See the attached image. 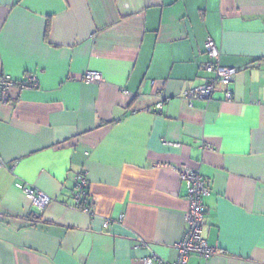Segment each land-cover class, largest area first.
Instances as JSON below:
<instances>
[{"label":"crops","instance_id":"1","mask_svg":"<svg viewBox=\"0 0 264 264\" xmlns=\"http://www.w3.org/2000/svg\"><path fill=\"white\" fill-rule=\"evenodd\" d=\"M208 38L238 69L234 97L190 103ZM27 73L38 88L0 89V264L173 263L182 167L206 179L218 247L187 264H264V0H0V78ZM81 173L93 214L76 207ZM20 181L53 198L42 212Z\"/></svg>","mask_w":264,"mask_h":264},{"label":"built area","instance_id":"2","mask_svg":"<svg viewBox=\"0 0 264 264\" xmlns=\"http://www.w3.org/2000/svg\"><path fill=\"white\" fill-rule=\"evenodd\" d=\"M206 54L209 58L201 65V69L210 73V78L185 92V98L191 103L198 98L210 100L216 90L220 87L224 88V98L232 101L234 94L230 84L234 80L238 69L235 67L225 66L221 64V50L212 38H208L205 44ZM83 79L89 82H100L103 75L100 71L89 70L83 74ZM39 82L36 75L27 73L23 79L17 80L8 76L0 78V89L4 98H8L13 90L34 89L38 88ZM165 96H163V99ZM164 101L157 103L158 110L163 109ZM210 148V146H205ZM180 176L185 180L188 189L189 207L185 212V220L188 224L182 239L176 244L178 257L173 263H168L154 256H147L143 259L144 264H187L191 254H200L205 258H210L218 252V247L210 244L203 235V225L206 215V207L204 197L210 193V189L206 183V179L198 168L182 167L179 170ZM19 188L25 196L31 201L32 205L42 212L46 206L52 201V197L37 187L24 182H18ZM89 183L84 173L78 174L76 177V207L82 212L93 214L92 203L88 198ZM123 215L120 216V220ZM110 221L104 223L107 228Z\"/></svg>","mask_w":264,"mask_h":264},{"label":"trees","instance_id":"3","mask_svg":"<svg viewBox=\"0 0 264 264\" xmlns=\"http://www.w3.org/2000/svg\"><path fill=\"white\" fill-rule=\"evenodd\" d=\"M207 60H209V58L207 59ZM206 62V61H205ZM223 65V64H222ZM210 74V73H209ZM211 75V74H210ZM88 193H89V188H88ZM88 198H89V195H88ZM37 214H39L38 212H36Z\"/></svg>","mask_w":264,"mask_h":264}]
</instances>
